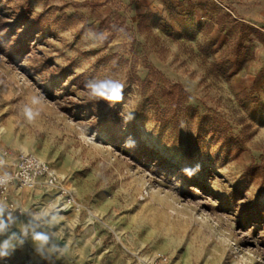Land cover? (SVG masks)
Instances as JSON below:
<instances>
[{"label": "rangeland", "instance_id": "obj_1", "mask_svg": "<svg viewBox=\"0 0 264 264\" xmlns=\"http://www.w3.org/2000/svg\"><path fill=\"white\" fill-rule=\"evenodd\" d=\"M0 129L76 202L16 188L11 231L56 215L67 250L0 264H264V0H0Z\"/></svg>", "mask_w": 264, "mask_h": 264}, {"label": "clouds", "instance_id": "obj_2", "mask_svg": "<svg viewBox=\"0 0 264 264\" xmlns=\"http://www.w3.org/2000/svg\"><path fill=\"white\" fill-rule=\"evenodd\" d=\"M85 88L89 90L92 98H102L108 101H119L122 99V93L124 84L118 80L105 78V79H93L85 82ZM33 103H39L34 98ZM25 116L29 121L35 119L39 112L33 111L32 108L26 107ZM10 179L6 174L4 177H0V184ZM32 220L39 221L40 217L37 215H31V220L26 222H20L22 225L19 232L11 231L13 226L17 224V218L13 217L12 212L9 211L7 205L0 203V235H6L7 238L0 241V258L7 257L9 250L16 247L11 242L13 237L20 238L19 243H23L24 239L31 235L32 242L35 247V251L40 255L42 260H47L49 255L55 256L57 253L62 254L67 250V246H61L57 240V233L55 231L56 225L59 223V219L56 215L48 218L43 227L33 226Z\"/></svg>", "mask_w": 264, "mask_h": 264}, {"label": "built area", "instance_id": "obj_3", "mask_svg": "<svg viewBox=\"0 0 264 264\" xmlns=\"http://www.w3.org/2000/svg\"><path fill=\"white\" fill-rule=\"evenodd\" d=\"M0 154V177H4L5 174L10 177L5 183L0 184V200L9 210L14 208L12 201L14 190L32 187H40L58 194L61 209L76 206L71 189L64 185L57 171L46 161L31 154H21L10 160L7 150H2ZM156 260L166 264V258L161 255L157 256Z\"/></svg>", "mask_w": 264, "mask_h": 264}, {"label": "bare ground", "instance_id": "obj_4", "mask_svg": "<svg viewBox=\"0 0 264 264\" xmlns=\"http://www.w3.org/2000/svg\"><path fill=\"white\" fill-rule=\"evenodd\" d=\"M0 131L3 132L4 130H3V129H0ZM24 151H25V150H24ZM25 153H26V151H25Z\"/></svg>", "mask_w": 264, "mask_h": 264}, {"label": "trees", "instance_id": "obj_5", "mask_svg": "<svg viewBox=\"0 0 264 264\" xmlns=\"http://www.w3.org/2000/svg\"><path fill=\"white\" fill-rule=\"evenodd\" d=\"M4 34H2V36H3ZM259 37H262V36H259Z\"/></svg>", "mask_w": 264, "mask_h": 264}]
</instances>
